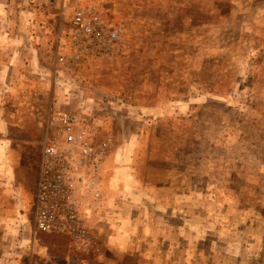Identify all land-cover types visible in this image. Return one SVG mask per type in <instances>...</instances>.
<instances>
[{
  "label": "rangeland",
  "instance_id": "374dc122",
  "mask_svg": "<svg viewBox=\"0 0 264 264\" xmlns=\"http://www.w3.org/2000/svg\"><path fill=\"white\" fill-rule=\"evenodd\" d=\"M96 1L122 51L81 75L65 65L53 101L0 118V264H264V0ZM84 98L95 142L112 143L101 200H86L99 252L67 262L65 238L8 221L31 224L50 114Z\"/></svg>",
  "mask_w": 264,
  "mask_h": 264
},
{
  "label": "built area",
  "instance_id": "2783aa9c",
  "mask_svg": "<svg viewBox=\"0 0 264 264\" xmlns=\"http://www.w3.org/2000/svg\"><path fill=\"white\" fill-rule=\"evenodd\" d=\"M70 51L57 58L61 65L82 66L86 59L110 61L123 44L121 31L89 12L76 11L66 30ZM91 104L84 98L71 109L51 112L42 144L41 167L33 210L34 233L67 240V262L97 254V238L90 232L92 210L99 202L102 158L111 140L96 143L89 126ZM99 205L98 208H101Z\"/></svg>",
  "mask_w": 264,
  "mask_h": 264
},
{
  "label": "crops",
  "instance_id": "0c3cea01",
  "mask_svg": "<svg viewBox=\"0 0 264 264\" xmlns=\"http://www.w3.org/2000/svg\"><path fill=\"white\" fill-rule=\"evenodd\" d=\"M20 5L18 21H14L15 24L0 17V118H5L6 106L12 101H53V95L59 93L58 87L66 85L61 78L66 73L63 68L65 65L57 62L59 56L70 51L65 28L71 23L76 11L89 12L94 8V15L98 19L96 12L100 6L96 0H20ZM10 9V0H0L2 14L9 15L6 10ZM104 61V58L92 57L86 59L82 66H70L78 71L76 74L81 75L82 70L96 67V62L104 64ZM65 91L66 94L69 93ZM92 109L91 106L89 119ZM10 127L11 123L6 126L7 132L2 140L4 143L11 142L13 131ZM45 134L46 129L44 138ZM10 163L11 160L8 167ZM135 222L139 224V217L127 219L124 223L126 226L123 227L131 228L130 233L134 232ZM28 223L26 215H18L16 219L8 221V231L23 230L24 235L30 233L29 239L35 241V236L29 232L32 226L34 228L33 212L31 224ZM145 236L146 232L134 239L143 241ZM23 253L28 254L26 250Z\"/></svg>",
  "mask_w": 264,
  "mask_h": 264
},
{
  "label": "trees",
  "instance_id": "16d2710c",
  "mask_svg": "<svg viewBox=\"0 0 264 264\" xmlns=\"http://www.w3.org/2000/svg\"><path fill=\"white\" fill-rule=\"evenodd\" d=\"M41 235V234H40ZM43 235H46V234H43ZM64 246H65V244H64ZM56 249H58V248H56ZM52 258H57L58 257V255H56V257H53V256H51Z\"/></svg>",
  "mask_w": 264,
  "mask_h": 264
}]
</instances>
